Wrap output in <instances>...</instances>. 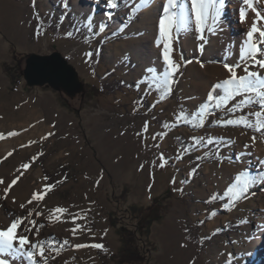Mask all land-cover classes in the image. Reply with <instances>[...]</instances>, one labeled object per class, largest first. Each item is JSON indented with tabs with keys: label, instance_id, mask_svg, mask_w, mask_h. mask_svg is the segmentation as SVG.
Segmentation results:
<instances>
[{
	"label": "rangeland",
	"instance_id": "1",
	"mask_svg": "<svg viewBox=\"0 0 264 264\" xmlns=\"http://www.w3.org/2000/svg\"><path fill=\"white\" fill-rule=\"evenodd\" d=\"M86 2L69 0L65 9L63 0H36L35 8L32 0H0V134L5 137L0 139V196L19 177L8 198L0 200V227L10 223V214L26 213L19 205L34 191L55 185L42 202L28 205L43 213L33 218L45 225L39 236L29 235L30 240L54 239L59 242L56 248L69 240L59 254L46 252L49 264H227L229 253L233 264H264V184L250 189L254 194L231 210L224 207L238 172L264 168L257 162L264 159V140L252 129L215 123L259 109L235 114L213 109L215 115L207 117L203 128L176 123L181 109L191 115L207 103L212 86L227 76L224 63H242L243 38L227 36L212 25L216 31H206L201 53L199 34L181 33L173 44V58L179 60L178 52H183L192 62L175 77L172 95L152 108L159 92L148 83L152 73L147 70L166 69L163 44H155L162 3L133 16L139 0H119L116 9L103 8L107 3L101 0L91 16L83 8ZM259 9L264 15V6ZM106 11L112 13L109 22L103 18ZM53 52L62 53L85 84L74 101L49 86L27 85L26 57ZM237 72L243 75L241 69ZM194 136L223 137L229 146L222 145L218 157L213 155L215 145L185 152ZM241 152L250 155L237 160ZM161 153L167 161L164 167L159 166ZM23 164L30 167L24 170ZM212 196L217 199L206 203ZM56 207L67 212L57 214L60 221H49ZM74 216L83 219L73 222ZM77 225L81 227L73 235ZM93 243L107 251L73 247Z\"/></svg>",
	"mask_w": 264,
	"mask_h": 264
},
{
	"label": "snow or ice",
	"instance_id": "2",
	"mask_svg": "<svg viewBox=\"0 0 264 264\" xmlns=\"http://www.w3.org/2000/svg\"><path fill=\"white\" fill-rule=\"evenodd\" d=\"M108 6L111 9L118 7L119 0H106ZM262 0H242V3L247 6V9H251L255 14V20L251 23L250 30L246 33V39L241 48V61L242 63L230 64L224 63L223 68L226 70L227 76L223 80L217 81L209 91L207 95V103L202 104L198 111L188 115L183 109L176 116V123L184 122L191 124L194 128H203L207 117L209 115H215L213 109H226L227 112L235 114L237 111H243L245 108L259 110H250L244 115H240L236 118L229 119H217L215 123L220 126H233L244 127L252 129L256 133L261 134V139L264 140V25L258 26L261 21H264V15H261L260 10L255 7V4H260ZM226 0H166V4L162 9V15L159 17V36L155 40L157 47L163 44V58L166 64V69L162 72H157L154 68H149L147 71L152 73V78L148 80V83L159 92V98L152 108H155L161 102L167 100L173 92V87L178 81L175 79L177 74H180L182 67H186L188 63L192 61H185L183 55L179 60L173 58L172 53L175 51L173 44L179 42L180 34L186 33L192 30L194 25L195 31L199 34V40L202 43L199 44V50L201 53L204 51L206 37L205 33H215L216 28L212 25L218 26L223 16V9L225 7ZM152 0H139V3L132 9V15H138L140 11L150 7ZM33 8L36 7V0H32ZM63 6L65 9L69 8V0H63ZM246 8L241 7L239 10L240 22L244 23L246 20ZM39 15L38 13L36 14ZM111 18L112 13H108ZM211 20V25L209 24ZM89 25H91V19H89ZM105 25H101L99 30L104 31ZM258 34V35H257ZM36 35L39 36L40 32L37 30ZM67 36L71 37L72 33H67ZM91 57L92 53H86ZM127 59V57H125ZM199 62V61H198ZM200 67L205 65L203 62H199ZM237 69H241L243 75H238ZM147 79V77L145 78ZM141 84L144 81H140ZM237 97L241 99L228 108L229 102L236 100ZM139 103V102H138ZM253 117L254 119H249ZM165 128L170 125L165 124ZM147 131V126H145ZM9 136L18 135L16 132L8 133ZM51 135V133L49 134ZM167 133H158L157 136ZM5 138L3 134H0V139ZM156 139V136H153ZM194 143L185 148V152H189L193 148H198L206 145H215L217 151L213 154L219 156V148L223 146H229V141L223 137H192ZM257 140V136L251 137L252 145L254 146ZM159 147V145H156ZM249 145L245 144L244 148H248ZM11 155V153H9ZM42 155V153H41ZM250 155V153L241 152L237 160ZM205 157L208 153L204 154ZM35 159V157L33 158ZM159 159L163 161L159 166L164 167L167 161L164 159L163 153H161ZM177 159H183V156H177ZM201 159V157H197ZM229 159H231L229 157ZM222 162V161H221ZM260 165H264V159H257ZM24 170H27L30 165L23 164L21 166ZM143 165H141V168ZM193 168L189 173L190 176L195 175L197 168ZM19 171V170H18ZM22 175V173H21ZM45 180L48 177H44ZM19 177L13 179L7 187L3 190V196H0V200H6L8 193L11 191L14 185L17 184ZM62 181H57L60 183ZM187 181H181L186 183ZM171 183L175 184L176 181L173 178ZM0 184H4V180L0 178ZM258 184H264V168L253 171L249 168H245L235 175V183H233L227 189L226 195L229 198V203H226L224 207L231 210L237 202L246 200L249 198L250 189L256 187ZM55 185H46L42 191H34L31 198L26 203H21L19 208L27 211L24 215L10 214L11 220L6 227H0V264H14L15 261H27V264H49V256L46 252H56L59 254L60 250L65 245L69 244V240L65 239L59 244V248L53 247L55 243H59L54 239L50 240H30L29 235L33 237L39 236L40 229L44 228V224H37V220L33 218L35 216H41L43 213L36 211L34 208H28V205H32L33 202H42L45 199L48 191H51ZM177 191H183L182 188H178ZM217 199L216 196H212L206 203H211ZM15 203V198H13ZM67 212V209L62 207H56L50 210L47 217L49 221H60L61 215ZM61 214V215H57ZM216 213L212 212L211 216H215ZM83 217L74 216L75 219ZM241 223H247V220H241ZM71 229L73 235L76 234L77 228ZM35 230V231H33ZM90 231V229H89ZM219 231V230H217ZM106 234V233H105ZM76 249L80 248H96L107 251L103 244L93 243L88 244H76L73 246ZM230 259L227 264H233L231 259L232 254L229 253ZM55 259V257H51Z\"/></svg>",
	"mask_w": 264,
	"mask_h": 264
},
{
	"label": "water",
	"instance_id": "3",
	"mask_svg": "<svg viewBox=\"0 0 264 264\" xmlns=\"http://www.w3.org/2000/svg\"><path fill=\"white\" fill-rule=\"evenodd\" d=\"M23 74L29 87L49 86L70 98L84 91L85 84L77 69L60 52L29 54L24 62Z\"/></svg>",
	"mask_w": 264,
	"mask_h": 264
},
{
	"label": "bare ground",
	"instance_id": "4",
	"mask_svg": "<svg viewBox=\"0 0 264 264\" xmlns=\"http://www.w3.org/2000/svg\"><path fill=\"white\" fill-rule=\"evenodd\" d=\"M101 2V0H87L86 4L83 5V8L85 11L89 12L91 16H93L96 11H95V7H97V5ZM107 3V2H106ZM161 4L162 3V7L165 6L166 4V0H152V4L150 7L146 8L145 10H143L144 14H147L151 9L154 8V6H156L157 4ZM264 6V0H262V2L260 4H255V7L260 10V6ZM108 4H106V6H102L103 8L107 7ZM241 7H244L247 9V6L244 5L242 3V0H226L225 3V7L223 9V16L221 18V21L219 23L218 26L214 25L216 28L218 29H223L224 33L227 36H237V38H243V41H245L246 39V33L247 31L250 30L251 27V23L256 19L255 18V14L251 9H247L246 11V20L244 21V23L240 22V17H239V10ZM163 9V8H162ZM107 14L103 16L104 21L105 22H109L112 18H109L108 16V11H106ZM260 12H263L262 10ZM261 26V24H260ZM192 30H195L194 25L192 26ZM191 30V31H192ZM189 33V32H188ZM183 34H187L183 33ZM190 35V34H189ZM187 36V35H186ZM189 38V37H188ZM186 37L184 42H186ZM189 40V39H188ZM153 55H155L157 57V52H155L153 50ZM230 52H233L232 49H230ZM174 55V54H173ZM183 55L184 57V53L183 52H178V57L180 58V56ZM185 61H192L191 58L187 57V59H185ZM194 62V61H193ZM5 148V147H4ZM6 149V148H5ZM77 251H80V249H76ZM14 264H27V261H15Z\"/></svg>",
	"mask_w": 264,
	"mask_h": 264
},
{
	"label": "trees",
	"instance_id": "5",
	"mask_svg": "<svg viewBox=\"0 0 264 264\" xmlns=\"http://www.w3.org/2000/svg\"><path fill=\"white\" fill-rule=\"evenodd\" d=\"M90 35H91V34H90ZM68 99L71 100V101H74V98H70V97H69ZM75 110H76V109H75ZM76 111H77V110H76Z\"/></svg>",
	"mask_w": 264,
	"mask_h": 264
}]
</instances>
